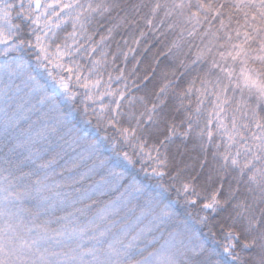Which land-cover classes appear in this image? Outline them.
Here are the masks:
<instances>
[{
    "label": "snow or ice",
    "instance_id": "obj_1",
    "mask_svg": "<svg viewBox=\"0 0 264 264\" xmlns=\"http://www.w3.org/2000/svg\"><path fill=\"white\" fill-rule=\"evenodd\" d=\"M0 264H264V0H0Z\"/></svg>",
    "mask_w": 264,
    "mask_h": 264
},
{
    "label": "trees",
    "instance_id": "obj_2",
    "mask_svg": "<svg viewBox=\"0 0 264 264\" xmlns=\"http://www.w3.org/2000/svg\"><path fill=\"white\" fill-rule=\"evenodd\" d=\"M106 78V77H105ZM137 167H139V165H137ZM27 170V169H26ZM174 196H175V193L173 192L172 193V197L174 198Z\"/></svg>",
    "mask_w": 264,
    "mask_h": 264
}]
</instances>
